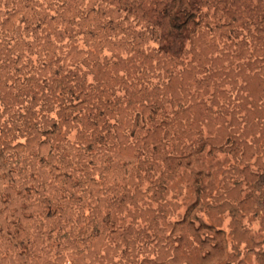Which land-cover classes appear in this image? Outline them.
<instances>
[{"label": "rangeland", "instance_id": "1", "mask_svg": "<svg viewBox=\"0 0 264 264\" xmlns=\"http://www.w3.org/2000/svg\"><path fill=\"white\" fill-rule=\"evenodd\" d=\"M0 264H264V0H0Z\"/></svg>", "mask_w": 264, "mask_h": 264}, {"label": "trees", "instance_id": "2", "mask_svg": "<svg viewBox=\"0 0 264 264\" xmlns=\"http://www.w3.org/2000/svg\"><path fill=\"white\" fill-rule=\"evenodd\" d=\"M195 18L194 14L190 9L182 5L173 7L170 12V22L172 24V29L181 31L190 19Z\"/></svg>", "mask_w": 264, "mask_h": 264}]
</instances>
